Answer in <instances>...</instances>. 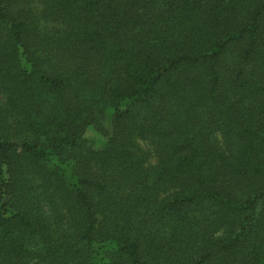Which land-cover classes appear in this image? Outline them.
Here are the masks:
<instances>
[{
	"label": "trees",
	"instance_id": "1",
	"mask_svg": "<svg viewBox=\"0 0 264 264\" xmlns=\"http://www.w3.org/2000/svg\"><path fill=\"white\" fill-rule=\"evenodd\" d=\"M0 264H264V0H0Z\"/></svg>",
	"mask_w": 264,
	"mask_h": 264
},
{
	"label": "rangeland",
	"instance_id": "2",
	"mask_svg": "<svg viewBox=\"0 0 264 264\" xmlns=\"http://www.w3.org/2000/svg\"><path fill=\"white\" fill-rule=\"evenodd\" d=\"M98 137H99L98 133H97L93 128H89V129L87 130V132H86V138L88 139L89 143H90V142H94V140H95L96 138H98ZM143 144H144V143H143ZM145 146L148 147V144H145Z\"/></svg>",
	"mask_w": 264,
	"mask_h": 264
}]
</instances>
